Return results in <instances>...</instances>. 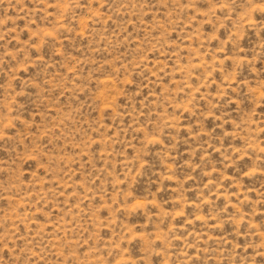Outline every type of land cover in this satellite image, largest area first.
<instances>
[{
    "label": "rangeland",
    "instance_id": "1",
    "mask_svg": "<svg viewBox=\"0 0 264 264\" xmlns=\"http://www.w3.org/2000/svg\"><path fill=\"white\" fill-rule=\"evenodd\" d=\"M0 264H264V0H0Z\"/></svg>",
    "mask_w": 264,
    "mask_h": 264
}]
</instances>
